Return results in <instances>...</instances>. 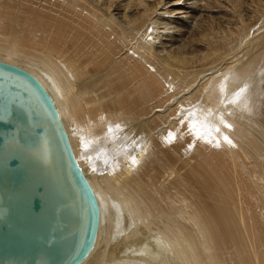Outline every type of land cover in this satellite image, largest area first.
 I'll use <instances>...</instances> for the list:
<instances>
[{"label":"bare ground","instance_id":"1","mask_svg":"<svg viewBox=\"0 0 264 264\" xmlns=\"http://www.w3.org/2000/svg\"><path fill=\"white\" fill-rule=\"evenodd\" d=\"M30 1L0 0L5 26L30 18L16 51L0 35V120L32 147L45 125L55 174L28 158L0 185V264H264V0ZM193 142L230 163L178 170Z\"/></svg>","mask_w":264,"mask_h":264},{"label":"water","instance_id":"2","mask_svg":"<svg viewBox=\"0 0 264 264\" xmlns=\"http://www.w3.org/2000/svg\"><path fill=\"white\" fill-rule=\"evenodd\" d=\"M47 113L48 116H50L49 111ZM13 115V113H10V116ZM50 120L52 121V119ZM30 132L33 138H36L39 143L36 147L25 145L26 143L22 139L25 138V136L20 131L16 123L0 120V185L3 192H6L7 189L13 187V189H15L13 193L16 194L18 193L19 188H24L25 186V181L23 179L27 178L31 181L33 173L29 169L30 166L28 165V162H26V159L28 158L36 159L37 162L41 164L42 170L46 169L45 172H47L48 175H52L54 179L53 174L55 173L53 158L51 156L54 144L52 143L53 141L50 133H48V128L45 125L40 124L35 128H32ZM59 139L60 141L62 140L60 137ZM61 144L64 152L66 153L67 151L63 140L61 141ZM68 159L70 158L68 157ZM19 168L23 169V173H20ZM26 168H28V171H26ZM42 190L43 188L39 187L38 191L42 192ZM58 196L62 197L64 205L70 209V211L72 210L75 212V207L67 201L65 195ZM31 206L33 210L38 211L41 208V199L39 197L33 198ZM4 230V226H1L0 231L4 232ZM79 245L78 240L75 244L76 251ZM71 259H75V255H73Z\"/></svg>","mask_w":264,"mask_h":264},{"label":"rangeland","instance_id":"3","mask_svg":"<svg viewBox=\"0 0 264 264\" xmlns=\"http://www.w3.org/2000/svg\"><path fill=\"white\" fill-rule=\"evenodd\" d=\"M30 2L33 3V4L37 3L36 6L39 5L38 7H43L44 5H52V2L49 3L48 1H45V0H37V1L36 0L32 1L31 0ZM53 5L55 6V8H58L57 7L58 4H56V3L54 4L53 3ZM33 6H35V5H33ZM61 7L62 6H60V8ZM20 9L19 10L17 9V11L20 12ZM0 15H1V13H0ZM18 20L19 21L22 20L26 24L28 22V20H30V18L28 16H21L20 18H16V19L12 18L10 20L9 24L7 23L8 24L7 26H5V23L3 21H0V35H2L3 31H5V30H7L10 33L9 34V37H10L9 43L6 46H8V48L13 50V51H16L17 49H19L18 47H20V38L25 32L24 30H22L23 29L22 22H19ZM19 23H21V24H19ZM47 34H48L47 36H49V35L52 36V34H50V33H47ZM49 38L51 39L50 36H49ZM49 38L44 40L45 48H43V51L48 52L50 50V45H49L50 39ZM113 38H114V36L112 37V39ZM60 42L58 44L59 47H60ZM60 51L63 54H66V56L68 58H70L69 61H71V62L75 61V59L73 58L74 49H71V51H69V52H67L66 49H61ZM132 52L133 51L130 50V53H132ZM59 56H61V55H59ZM21 57H24L23 54H21ZM22 62H24V61H22ZM66 65H68V63H66ZM93 65H95V64L93 63L88 68H91ZM108 80H109L108 78L105 79V81H108ZM224 104L226 105L227 101H224ZM184 110L185 109L182 108L177 113L179 117L181 115V111H184ZM171 119L173 120L174 116ZM183 123H184V121H183ZM178 138H179V135L177 136V140H178ZM196 138H197V141H200L198 136ZM170 141H172L173 143L177 142L176 138L169 140V142ZM192 141H193V139L190 140V143ZM169 142H167V143H169ZM225 143H226L225 145H227L229 147V149L230 148L231 149H236L235 144L230 139L225 140ZM195 145H196V143L193 142L192 144H185L184 147H182V149L179 148V154H180L179 157L180 158H178V160L174 163L175 164V166H174L175 168H177L178 170H186V171H188V172H190L192 174H197L199 172H205L206 170L209 169V167H214V165H218V164H221V163L223 165H228L230 163L229 157L226 156V152L224 151L225 147H219V148L217 147V148L208 149V148L199 147V145L197 147H195ZM148 152H149V150H148ZM205 162L208 163V164L206 165ZM208 165H211V166H208ZM167 184L170 186V189L169 190L168 189H161L162 195H157L158 198L172 197L173 195H168V194H170L172 192L173 193H177L180 190V189H177L176 184L174 183L173 180L168 181ZM197 184H199V181H191V182H188L185 185V188L189 189L190 187H192L194 185H197ZM241 186H244V183ZM173 200L176 201V205L175 206H176L177 214L183 212L186 209L185 205L187 204V202L185 200H183V195H181V193H178L174 197ZM143 220H144V216H142V215L136 217L135 219H133L134 222H139V223L143 222ZM142 227H145V225H142ZM91 258H93V260H91ZM97 259H98V253H96V254L93 253V256H89V260H87V261H89V263L92 262V261H96L97 262Z\"/></svg>","mask_w":264,"mask_h":264}]
</instances>
